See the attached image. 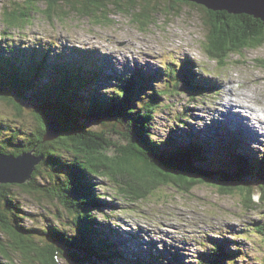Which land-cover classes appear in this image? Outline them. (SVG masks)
I'll return each instance as SVG.
<instances>
[{
	"label": "rangeland",
	"instance_id": "1",
	"mask_svg": "<svg viewBox=\"0 0 264 264\" xmlns=\"http://www.w3.org/2000/svg\"><path fill=\"white\" fill-rule=\"evenodd\" d=\"M61 1L57 2L59 8L48 9L51 0H0V56L3 60L12 58V66L21 71L41 68L35 74L38 84L52 81L55 78L53 66L61 63L81 67L85 72L78 75L84 77L88 73L89 83L92 74L97 72L98 80L89 88L94 96L111 94L115 83L141 76L149 84L144 88L151 91L139 97L141 110L147 113L142 102L151 96L158 102L147 118L150 134L146 140L153 141L155 148L157 144L161 148L171 143H201L206 150L203 155L216 168L221 166L220 162H228L230 150L246 156L244 163L248 166L264 157V139L260 141L252 133L248 139L245 131L250 119L264 118V40L226 51L227 58L223 62L205 50L212 15L200 7L202 3L119 0L118 4L103 0V3L91 2L87 10L84 0H73L80 3L76 5L79 10L71 11L65 6L66 2ZM233 1L237 9H243L245 3ZM25 13L27 16L23 17ZM14 17L18 18L12 21L15 24L11 22ZM231 22L240 24L241 20L236 17L231 18ZM41 61L42 65H37ZM189 63L193 68L186 72L191 84L177 86L172 71L182 75ZM217 79L220 82H216ZM87 88L83 85L81 92L88 93ZM8 94L12 93L8 91ZM14 98L20 99V96ZM221 98L232 105L249 102L252 109L243 120L236 119L234 107L229 106L227 113L225 107L222 110L218 104ZM32 102L26 99L22 104L23 113L17 116L12 105L0 99V119L20 122L28 131L30 127L34 129L35 120L30 113ZM211 107L219 112L212 115ZM206 112H209L207 116ZM107 113H111V109L106 110ZM110 120L80 118L86 128L104 130L115 145L125 144L114 132L117 128L123 132L124 127L117 119L113 118L115 123ZM258 132L264 133L263 124ZM109 148L108 155H117L114 146ZM68 155L71 154L67 152L65 157ZM44 176L45 171L36 179V184H46ZM254 178L250 176V180ZM93 180L95 191L104 202L101 210L94 209L92 213L101 223L99 229L108 235V241L116 243L125 259L102 258V253H98L86 258L84 264H264V237L257 230L264 224V202L258 199L260 191L258 193L257 189L247 200L243 194L225 193L209 184H194L185 191L177 185L159 183L144 197L133 199L107 175H98ZM25 184L11 183L9 191L13 203L22 209L16 212L21 216L22 226L30 230L27 232L33 233L31 229L47 231L54 226L72 237L73 217L67 209L44 192L26 190ZM7 215L11 218L9 213ZM36 235L37 245L45 240V234ZM12 236L3 234L0 229L4 244H11ZM7 248L8 253L0 250V264H33L38 259L36 250L25 255ZM64 252L59 254L58 264H71L69 255L74 251L66 248Z\"/></svg>",
	"mask_w": 264,
	"mask_h": 264
},
{
	"label": "trees",
	"instance_id": "2",
	"mask_svg": "<svg viewBox=\"0 0 264 264\" xmlns=\"http://www.w3.org/2000/svg\"><path fill=\"white\" fill-rule=\"evenodd\" d=\"M58 1L60 0H51L49 7L58 8L56 6ZM70 1L64 2L70 3ZM95 1L103 0H84V6L88 10L91 8V2ZM113 1L120 4L119 0ZM179 1L190 3L186 0ZM72 2L76 4L73 0ZM129 2L133 1L129 0ZM200 7L215 16L208 21L210 32L206 36L205 50L218 61L224 62L227 58L226 51L234 47L256 44L264 40V22L260 19L244 13L229 14L224 10L212 11L201 5ZM26 14H23V17H26ZM236 17L241 20L240 24L231 22V18ZM13 20L16 21L18 18H12L11 22ZM37 65H42V61ZM191 66L189 63V68L184 69L182 75H179L178 71H172L177 86L191 84V79H188L190 76L186 72L193 68ZM14 68L12 58L3 60L0 56V99L12 105L17 116L23 113L21 101L31 99L33 102L30 113L36 126L34 129L30 127L28 131L20 122L13 123L10 120L0 119V152L19 154L32 148L35 154H43L31 182L25 184L26 190L37 189L53 201L61 203L73 217L75 231L72 237L54 226L47 231L31 229L33 233L27 232L30 230L22 226L21 216L16 212L22 209L13 203L12 193L9 191L11 185L1 184L0 229L3 234L13 235L14 238L11 244H4L3 238L0 237L1 252L8 253L7 246L25 255L30 250H36L38 259L33 261V264H58L59 254H65L66 248L74 251L69 255L71 264H84L87 262L86 258H92L98 253H102V258L113 260L117 258L116 260L123 261L125 258L114 247L116 243L108 241V235L99 229L101 223L92 213L94 209L101 210V203L104 202L95 191L96 183L93 179L98 175L109 176L123 193L133 199L144 197L148 190H152L154 184H173L187 191L192 185L202 183L212 185L225 193L238 192L250 200L255 191V184L264 183V157L257 158V162L248 166L249 174L255 178L247 181L244 179L247 167L244 163L246 156H241L234 150L229 149L231 153L228 162H220L221 166L216 168L203 155L206 150L201 143L193 141L177 145L171 143L169 147L161 148L157 144L155 148L153 141L146 140L150 134L147 118L151 117L150 113H153L158 102L151 96L142 102L147 113L141 110L139 97L151 93L144 88L149 84L141 76L139 79L134 77L123 79L122 85L116 83L117 92H113L111 96L102 93H96L94 96L93 91L81 92L83 85L86 84L89 88L91 82L89 83L88 73H85L84 77L78 75L85 72L79 66L72 68L66 64H57L52 69L55 78L40 84L35 80V74H38L41 68H29L28 71ZM96 74H92L95 80L98 79ZM184 76L187 78L185 79ZM196 87L202 88V86ZM8 91L12 95L7 96ZM15 95L20 96V101H15ZM110 109L111 113L105 114L106 110ZM53 114L59 116L63 131L67 134L43 142L41 136L46 128L45 121ZM86 116L100 120L112 119L110 120L112 123L116 122L113 118L117 119L118 124L124 127L125 131L122 132L117 128L114 132L125 141V144L119 142L115 145L104 130L86 128L80 121V118ZM111 146L118 151L117 155L107 154ZM67 152L71 155L65 157ZM44 171L46 176L43 178L46 184H36V179ZM260 196L259 199L264 202V185L260 186ZM257 230L264 237V224H260ZM36 234L46 236L38 245L35 243V238L38 237ZM77 235H80L79 238Z\"/></svg>",
	"mask_w": 264,
	"mask_h": 264
},
{
	"label": "water",
	"instance_id": "3",
	"mask_svg": "<svg viewBox=\"0 0 264 264\" xmlns=\"http://www.w3.org/2000/svg\"><path fill=\"white\" fill-rule=\"evenodd\" d=\"M195 4L202 5L212 11H226L229 14H248L264 22V0H238L245 3L242 10L237 9L233 0H186ZM196 1V2H195ZM61 2H64L61 1ZM60 5V4H58ZM57 5V7H58ZM75 5V6H73ZM69 10L76 11V4L70 1L65 3ZM79 6V5H78ZM50 9L49 5L47 6ZM59 8V7H58ZM73 8V9H72ZM52 9V8H51ZM76 9V10H75ZM79 9V8H78ZM7 94V93H6ZM12 94H7L10 96ZM2 100V99H1ZM4 101V100H3ZM18 102L20 99H16ZM24 102L21 101V104ZM46 128L41 136L43 142L52 141L56 138L65 136L63 125L57 114L49 115L46 119ZM43 154H35L34 149L22 151L19 154L0 152V185L1 184H25L32 179L36 166L41 162Z\"/></svg>",
	"mask_w": 264,
	"mask_h": 264
},
{
	"label": "bare ground",
	"instance_id": "4",
	"mask_svg": "<svg viewBox=\"0 0 264 264\" xmlns=\"http://www.w3.org/2000/svg\"><path fill=\"white\" fill-rule=\"evenodd\" d=\"M123 63V62H122ZM61 64H64V63H61ZM116 64V63H115ZM79 68H81V67H79ZM82 69V68H81ZM97 75V74H96ZM85 76V75H84ZM89 78V77H88ZM204 78V77H203ZM86 79V78H85ZM92 81H91V83H90V86H89V88L91 87V85H95L94 83H96V81L98 80H95L94 78H93V75H92ZM217 81H219V79H217L216 80V82ZM220 82V81H219ZM224 83V82H223ZM120 85H122V83H120ZM216 85V84H215ZM218 85H220V84H218ZM223 85L221 84V86L220 87H222ZM89 88H87V90H89ZM116 88H118V86L116 85V83H115V85L113 86V90H112V93L111 94H107V95H112L113 94V92H115L116 91ZM90 92L92 91V90H89ZM207 91V90H206ZM217 91V90H216ZM225 91V90H224ZM232 91V90H231ZM117 92V91H116ZM234 92V91H233ZM243 92V91H242ZM247 92V91H246ZM240 93V92H239ZM104 94H106V93H104ZM231 94V93H230ZM157 95V94H156ZM231 96V95H230ZM202 97V96H201ZM210 97V96H209ZM244 97V96H243ZM237 98L238 99H241L240 98V96H237ZM229 99V98H228ZM226 100V99H225ZM225 100L223 99V98H221L220 100H218V104H220L221 106H222V110H223V108L225 107L226 108V113L227 112H229L230 111V109H229V106H232V107H234L233 108V111H234V113H233V115L236 113V119H241V120H243L244 118V116H247V113L252 109V104H250L249 102H246V101H244V102H242V103H238V102H234V104L232 105V102H225ZM257 100V99H256ZM217 103V102H216ZM262 103V102H261ZM212 108V110L211 111H209V112H211V114L212 115H215V114H217L218 112H219V109H217L216 107H211ZM263 110H264V108H263ZM204 111V110H203ZM253 111V110H252ZM209 112H206L205 113V116H207V113H209ZM259 113V112H258ZM252 114V113H251ZM250 114V115H251ZM256 114V113H255ZM219 116V115H218ZM256 116V115H255ZM253 117V116H252ZM248 118V117H247ZM230 121V120H229ZM212 124V123H211ZM248 124L249 125H247V126H245L247 129L245 130L246 131V134L248 135V139H250V133H252L253 135H254V137H257L258 139H260V141L261 140H263L264 139V133H260V132H258V129L260 128V126H261V124H263V126H264V118L263 117H257V118H252V119H250L249 120V122H248ZM214 125V124H213ZM240 127V126H239ZM237 128V127H236ZM231 131V130H230ZM198 132V131H197ZM208 138V137H207ZM253 138V137H252ZM254 141H257V140H254ZM253 142V141H252ZM245 146V145H244ZM214 147V146H213ZM246 147V146H245ZM248 152V151H247ZM256 153V152H255ZM252 156V155H251ZM257 162V161H256ZM196 162L194 161L193 162V164H195ZM247 167H246V174L244 175V179H246V180H248V181H251L250 180V174H249V171L247 170V168H248V165H246ZM250 169V168H249ZM235 172H238V170H235ZM260 184H255V189H257L258 191H260V186L262 185H264V183H262V182H259ZM206 192V191H205ZM208 192V191H207ZM172 195V194H171ZM172 197V196H171ZM215 203V202H214ZM216 204V203H215ZM247 204V203H246ZM217 205V204H216ZM244 205V204H243ZM190 207V206H189ZM221 216V215H220ZM147 218V217H146ZM158 218V217H157ZM171 218V217H170ZM221 218V217H220ZM172 219V218H171ZM151 220V219H150ZM237 220V219H236ZM126 221V220H125ZM158 222H160V221H158ZM235 222V221H234ZM151 223V222H150ZM236 223V222H235ZM245 223V222H244ZM138 224V223H137ZM237 224V223H236ZM143 225H144V223H143ZM220 225V224H219ZM146 226V225H145ZM158 227V226H157ZM137 228V227H136ZM139 228V227H138ZM180 228V227H179ZM220 228V227H219ZM167 229V228H166ZM226 229V228H225ZM239 229V228H238ZM125 230V229H124ZM176 230V229H175ZM204 230V229H203ZM218 230H220V229H218ZM237 230V229H236ZM256 230V229H255ZM212 231H214V230H212ZM170 232V231H169ZM194 233V232H193ZM214 233V232H213ZM152 234V233H151ZM228 234V233H227ZM143 235V234H142ZM204 235V234H203ZM245 235V234H244ZM175 237V236H174ZM183 237V236H182ZM195 237V236H194ZM145 238V237H144ZM237 238V237H236ZM169 239V238H168ZM183 239V238H182ZM199 239V238H198ZM202 239V238H201ZM159 240V239H158ZM138 241V240H137ZM162 241V240H161ZM191 242V241H190ZM114 247H116V249H119L120 250V248L119 247H117V246H114ZM199 249V248H198ZM118 250V251H119ZM248 253V252H247ZM249 254V253H248ZM195 256V255H194ZM157 257V256H156ZM186 260V259H185ZM260 262V261H259ZM264 263V262H263ZM142 264H148V263H146V262H143ZM262 264V263H261Z\"/></svg>",
	"mask_w": 264,
	"mask_h": 264
},
{
	"label": "flooded vegetation",
	"instance_id": "5",
	"mask_svg": "<svg viewBox=\"0 0 264 264\" xmlns=\"http://www.w3.org/2000/svg\"><path fill=\"white\" fill-rule=\"evenodd\" d=\"M212 17H215L214 15H212Z\"/></svg>",
	"mask_w": 264,
	"mask_h": 264
},
{
	"label": "clouds",
	"instance_id": "6",
	"mask_svg": "<svg viewBox=\"0 0 264 264\" xmlns=\"http://www.w3.org/2000/svg\"><path fill=\"white\" fill-rule=\"evenodd\" d=\"M258 199H259V197H258Z\"/></svg>",
	"mask_w": 264,
	"mask_h": 264
}]
</instances>
